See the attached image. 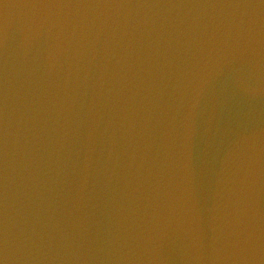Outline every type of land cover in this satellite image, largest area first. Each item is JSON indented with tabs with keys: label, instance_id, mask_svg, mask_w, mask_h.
<instances>
[{
	"label": "water",
	"instance_id": "1",
	"mask_svg": "<svg viewBox=\"0 0 264 264\" xmlns=\"http://www.w3.org/2000/svg\"><path fill=\"white\" fill-rule=\"evenodd\" d=\"M0 264H264V0H0Z\"/></svg>",
	"mask_w": 264,
	"mask_h": 264
},
{
	"label": "clouds",
	"instance_id": "2",
	"mask_svg": "<svg viewBox=\"0 0 264 264\" xmlns=\"http://www.w3.org/2000/svg\"><path fill=\"white\" fill-rule=\"evenodd\" d=\"M193 106H194V99H193Z\"/></svg>",
	"mask_w": 264,
	"mask_h": 264
}]
</instances>
